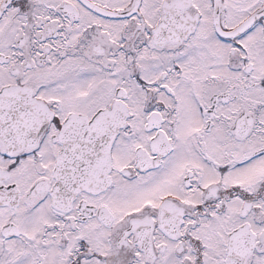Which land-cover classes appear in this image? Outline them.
I'll return each mask as SVG.
<instances>
[{"label": "snow or ice", "instance_id": "obj_1", "mask_svg": "<svg viewBox=\"0 0 264 264\" xmlns=\"http://www.w3.org/2000/svg\"><path fill=\"white\" fill-rule=\"evenodd\" d=\"M0 264H264V0H0Z\"/></svg>", "mask_w": 264, "mask_h": 264}]
</instances>
